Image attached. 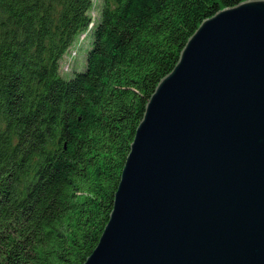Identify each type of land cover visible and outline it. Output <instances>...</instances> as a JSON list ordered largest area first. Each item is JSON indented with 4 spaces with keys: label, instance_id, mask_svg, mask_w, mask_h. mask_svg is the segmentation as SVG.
Segmentation results:
<instances>
[{
    "label": "trees",
    "instance_id": "obj_1",
    "mask_svg": "<svg viewBox=\"0 0 264 264\" xmlns=\"http://www.w3.org/2000/svg\"><path fill=\"white\" fill-rule=\"evenodd\" d=\"M247 0H0V264H84L159 81ZM86 33L85 68L60 62Z\"/></svg>",
    "mask_w": 264,
    "mask_h": 264
},
{
    "label": "water",
    "instance_id": "obj_2",
    "mask_svg": "<svg viewBox=\"0 0 264 264\" xmlns=\"http://www.w3.org/2000/svg\"><path fill=\"white\" fill-rule=\"evenodd\" d=\"M84 264H264V0L203 20L159 81Z\"/></svg>",
    "mask_w": 264,
    "mask_h": 264
},
{
    "label": "rangeland",
    "instance_id": "obj_3",
    "mask_svg": "<svg viewBox=\"0 0 264 264\" xmlns=\"http://www.w3.org/2000/svg\"><path fill=\"white\" fill-rule=\"evenodd\" d=\"M99 6L100 0H93V8L90 13L93 20L99 17ZM89 47V37L86 36V33L80 35L73 46L63 56L60 62V73L63 76H68L66 78H70L75 71L81 72L85 68Z\"/></svg>",
    "mask_w": 264,
    "mask_h": 264
}]
</instances>
